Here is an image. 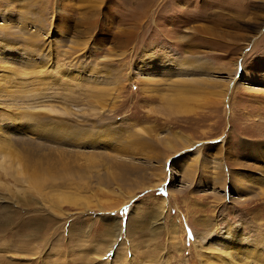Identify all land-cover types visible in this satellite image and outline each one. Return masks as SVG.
<instances>
[{"label":"rangeland","instance_id":"1","mask_svg":"<svg viewBox=\"0 0 264 264\" xmlns=\"http://www.w3.org/2000/svg\"><path fill=\"white\" fill-rule=\"evenodd\" d=\"M0 264H264V0H0Z\"/></svg>","mask_w":264,"mask_h":264},{"label":"bare ground","instance_id":"2","mask_svg":"<svg viewBox=\"0 0 264 264\" xmlns=\"http://www.w3.org/2000/svg\"><path fill=\"white\" fill-rule=\"evenodd\" d=\"M229 88V87H228ZM47 110H49V111H55V110H53V109H51L50 107H48V108H46Z\"/></svg>","mask_w":264,"mask_h":264}]
</instances>
